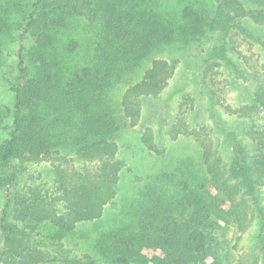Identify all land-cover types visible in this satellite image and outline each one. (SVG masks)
I'll list each match as a JSON object with an SVG mask.
<instances>
[{
  "label": "trees",
  "instance_id": "1",
  "mask_svg": "<svg viewBox=\"0 0 264 264\" xmlns=\"http://www.w3.org/2000/svg\"><path fill=\"white\" fill-rule=\"evenodd\" d=\"M177 5L175 16L158 10L159 0H0V72L5 63L12 66L10 52L15 55L7 83L12 103L7 120L0 119V187L6 188L0 264H226L227 236L231 229L245 231L254 214L264 264V127L255 119L259 110L264 115V87L230 111L245 140L226 133L227 156L217 140L200 138L198 125H184V133L201 143L198 161L183 159L160 172L130 208L129 222L98 236L95 256L73 258L64 248L76 225L99 218L115 195L123 167L116 143L120 121L142 126V144L162 153L147 123L173 71L156 59L138 78L142 63L175 44L189 68L210 38H252L251 26L264 29V0ZM83 25L94 35L85 47ZM212 52L226 63L223 46ZM118 84L127 86L113 101ZM52 157L96 164L92 170L55 169L51 185L18 188L23 163Z\"/></svg>",
  "mask_w": 264,
  "mask_h": 264
},
{
  "label": "rangeland",
  "instance_id": "2",
  "mask_svg": "<svg viewBox=\"0 0 264 264\" xmlns=\"http://www.w3.org/2000/svg\"><path fill=\"white\" fill-rule=\"evenodd\" d=\"M159 2L162 6L161 9L158 7V10L177 15L178 0H159ZM82 28L81 43L82 47H85L87 41H90L94 35L90 28L84 25ZM251 29L252 38L236 33L224 39H219L218 36L210 38L209 42L199 49L196 55L197 61H194L189 68H186L183 60L182 48L173 44L155 51L137 69L135 74L139 78L152 60H165L172 67L173 75L159 97L160 100L156 101L157 115L151 123H147L162 153L152 152L142 144V126L126 127L120 121L121 128L116 143L117 157L122 160L123 167L118 176L115 195L103 206L99 218L77 224L73 232L66 237L64 248L69 252L70 257L79 259L84 258L85 255L95 256L94 246L98 236L129 222L130 208L160 172L172 169L183 159L198 161L201 143L192 135L185 134L181 127L198 125L200 138L217 140L218 144L222 145L221 153L224 156L229 153L223 146L226 133H238L239 138L245 140L240 135L243 132L240 130V120L230 111L248 104L258 88L264 87V29L255 26H251ZM214 46H223L226 63L213 57ZM10 53L8 63L11 62L12 66L5 63L0 72V119L5 120H7L6 109L12 103L7 83L8 79L12 80L14 76L15 63V55ZM218 63L220 64L217 65ZM126 86L118 84L111 94L113 101L121 98ZM260 116L264 118L259 110V115H256L255 119L260 125L256 124L263 128L264 120L260 121ZM244 120L247 122L248 119ZM1 134L0 132V140ZM95 164V162L83 163L74 158L61 160L55 157L38 162H25L16 184L21 190L31 183L49 185L54 181L55 169L92 170ZM5 193L6 188L0 187V211L4 205ZM259 197L260 205L264 210V187L260 189ZM259 228L260 218L254 214L249 227L242 233L231 229L223 244L226 264H261V256L256 244ZM42 264L64 263L57 261Z\"/></svg>",
  "mask_w": 264,
  "mask_h": 264
}]
</instances>
